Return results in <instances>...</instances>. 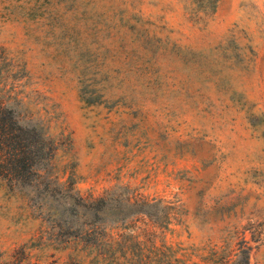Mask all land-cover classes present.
I'll return each instance as SVG.
<instances>
[{"label":"rangeland","instance_id":"1","mask_svg":"<svg viewBox=\"0 0 264 264\" xmlns=\"http://www.w3.org/2000/svg\"><path fill=\"white\" fill-rule=\"evenodd\" d=\"M0 107V264H264V0H0Z\"/></svg>","mask_w":264,"mask_h":264},{"label":"trees","instance_id":"2","mask_svg":"<svg viewBox=\"0 0 264 264\" xmlns=\"http://www.w3.org/2000/svg\"><path fill=\"white\" fill-rule=\"evenodd\" d=\"M46 139L36 131L19 124L10 109L0 107V170L16 184L29 183V174L39 173V161L45 160L43 149ZM233 262V263H232ZM219 264H236L224 259Z\"/></svg>","mask_w":264,"mask_h":264}]
</instances>
